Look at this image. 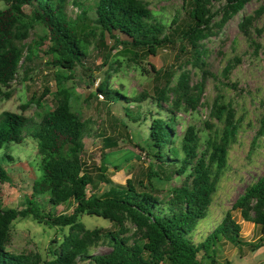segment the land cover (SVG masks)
Returning a JSON list of instances; mask_svg holds the SVG:
<instances>
[{
  "label": "trees",
  "instance_id": "trees-1",
  "mask_svg": "<svg viewBox=\"0 0 264 264\" xmlns=\"http://www.w3.org/2000/svg\"><path fill=\"white\" fill-rule=\"evenodd\" d=\"M2 1L5 6L0 9V96H8L2 88L9 87L19 67L31 61L44 45L41 53L54 81L55 105L40 112L37 120L17 112L0 113V149L10 143L19 144L27 133L39 156V175L32 180L23 207L3 209L0 204V264H73L76 260L90 264H216V243H241V225L231 211L241 220L257 224L264 233L263 173L242 189L202 240H192L191 232L205 215L226 168L228 149L239 130L230 103L217 95L211 100L207 120L203 121L207 133L201 144L192 125L177 135L172 114L163 117L158 112L147 113L145 137L134 145L150 162L140 177H129L118 185L111 184L98 165L83 158V138L91 136L95 129L90 120L72 108L74 92L64 82L71 78L76 64L86 61L90 46L99 52L129 46L132 56L143 58L178 42L180 48H189L193 64L200 68L205 65L201 60V41L211 33L214 17L219 16V27L250 0H181L183 19L174 10L168 20L148 8L146 0H70L76 7L72 17L67 13L69 0ZM259 9L264 11V5ZM251 20V16H243L238 26L256 52L259 44L248 31ZM106 36L112 40L110 45L106 44ZM101 54L105 63L107 55L105 51ZM232 65L228 61L222 73H227ZM150 70L155 79L162 76L163 81L153 90L156 107H160V102H168L174 109L182 105L195 109L205 70L194 86L188 85L187 71L180 72L172 81V72L153 66ZM91 77L85 75L89 81ZM96 96L102 99L112 131L101 136V148L113 147L119 139L132 141L126 122L139 119L140 107H130V100H125L130 98L119 89L110 88L108 77L97 85L93 97ZM113 104L120 105V115L110 111L109 105ZM36 105L40 107L38 101ZM261 107L250 146L264 135V102ZM0 158L11 159L8 155ZM171 176L179 177V183L169 187L167 194L158 196L155 184H163ZM6 179L0 166V180ZM37 196L43 201L38 202ZM66 203L72 204L69 213H54L56 206ZM83 214L101 217L110 225L85 228L79 220ZM25 217L48 227L67 226V232L43 257L37 253L10 252L5 246L11 224ZM100 243L108 250L94 253L92 249ZM221 264L229 262L225 259Z\"/></svg>",
  "mask_w": 264,
  "mask_h": 264
},
{
  "label": "rangeland",
  "instance_id": "rangeland-1",
  "mask_svg": "<svg viewBox=\"0 0 264 264\" xmlns=\"http://www.w3.org/2000/svg\"><path fill=\"white\" fill-rule=\"evenodd\" d=\"M75 1L87 2V0ZM146 3L148 8L160 14L163 19L168 20L174 10L179 11L180 18L184 17L183 10L180 9L181 0H146ZM213 4L217 7L219 3L213 2ZM263 5L264 0H250L219 27L217 26L219 16L214 17L211 33L201 41L203 48L201 60L205 65L200 68L193 64L189 48H180L178 42L163 46L155 55L143 58L132 56V49L129 46L111 47L102 50L107 55L105 63L102 61V51L99 52L90 46L86 61L83 65L76 64L71 78L64 81L74 92L71 100L72 108L79 111L83 118L90 120L95 129L91 136L83 138V158L88 163L94 162L98 165L104 177L111 184L118 185L124 184L129 177H140L141 171L150 162L144 152L134 145L137 140L145 137L149 121L147 113L155 115L158 112L163 117L172 114L177 135L181 134L187 125H192L200 137L201 144L207 133L203 121L207 120L208 105L211 100L217 95L231 104L239 122V130L235 142L228 149L226 168L211 196L205 215L196 222L191 232L194 242L202 240L205 234L220 221L224 212L229 210L231 203L242 189L264 173V135L250 146L251 138L257 128V119L262 111L261 104L264 102V11L259 9ZM4 6V2L0 0V9ZM75 11V5L69 0L68 15L72 17ZM243 16L252 17L248 31L253 40L259 44L256 52L248 45L238 26ZM115 36L123 38L119 33H115ZM111 41L106 36V44L110 45ZM43 47L44 45L36 51L31 61L19 67L9 87L2 88L8 96H0V113L17 112L37 120L40 112L49 111L54 107L55 101L52 96L54 81L50 68L44 63L45 57L41 53ZM228 61L233 65L223 74L222 68ZM150 66L172 72V81L180 72L187 71L189 86L198 84L201 80V72L205 70L203 88L195 109L191 110L185 105L174 109L168 102H160V107H156L153 90L163 81L162 76L160 79L153 77L154 72L150 70ZM86 68L92 69L93 72L89 73ZM144 70L148 73H144ZM86 74L92 75L91 81L85 78ZM103 77H108L110 88L119 89L130 98L125 99L130 100V107L136 104L140 107L139 119L135 123L126 122V129L131 134L132 141L119 139L115 146L106 149L101 148L100 139L103 134H112V131L108 127V115L102 99L99 96L93 97ZM169 98H172L171 95ZM37 101L40 107L36 105ZM109 108L117 115L122 113L119 104L109 105ZM1 155L11 157L10 160L0 158V166L4 168L7 177L3 182L0 180L1 207L21 208L25 197L31 191L32 180L39 175V156L34 141L24 133L19 144L10 143L2 147ZM179 179L171 176L169 181L155 184L156 194L158 196L167 194L169 187L177 185ZM36 199L38 202L43 201L41 196H37ZM44 207L46 209L47 205ZM71 208L72 204L66 203L56 206L53 211L56 214H67ZM231 213L240 222L241 243L235 246L224 240L216 243L215 263L221 264L226 259L229 264H259L264 260V233L257 224L241 220L236 212L231 211ZM79 220L88 229L110 225L105 219L94 215L83 214ZM66 232L67 226L48 227L37 223L31 217L18 218L11 224L10 239L5 248L13 253H37L43 257ZM51 240L55 242L51 244ZM107 250L108 247L101 243L92 249L94 253ZM73 264L90 263L86 260H76Z\"/></svg>",
  "mask_w": 264,
  "mask_h": 264
},
{
  "label": "built area",
  "instance_id": "built-area-1",
  "mask_svg": "<svg viewBox=\"0 0 264 264\" xmlns=\"http://www.w3.org/2000/svg\"><path fill=\"white\" fill-rule=\"evenodd\" d=\"M259 264H264V260L262 262H260Z\"/></svg>",
  "mask_w": 264,
  "mask_h": 264
}]
</instances>
